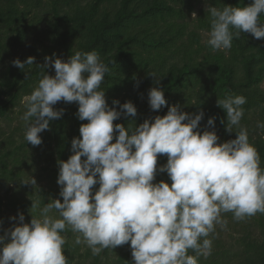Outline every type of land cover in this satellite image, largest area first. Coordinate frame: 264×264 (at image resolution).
<instances>
[{"label": "clouds", "instance_id": "clouds-1", "mask_svg": "<svg viewBox=\"0 0 264 264\" xmlns=\"http://www.w3.org/2000/svg\"><path fill=\"white\" fill-rule=\"evenodd\" d=\"M207 11V44L213 51L231 49L234 36L241 32L264 39L260 20L264 0L243 7L208 6ZM34 59H16L13 65L23 70ZM49 66L55 75L44 74L24 98L26 111L21 119L27 143H42L39 134L63 115L62 109L53 108L60 101L76 102L78 119L88 123L80 126V137L72 140L73 154L57 162L62 202L51 200L38 216L32 215L30 223L18 214L19 223L0 235V264H68L62 233L69 228L77 234L75 243H85L93 255L130 242L134 264H198L197 257L211 251L209 237L216 225H227L222 213H233L237 221L264 214V169L247 129L240 126L245 97L217 101L226 113V131L234 132V126L239 129L235 139L223 143L214 130L215 117L207 120L201 133L198 126L204 112L189 114L178 106L126 129L113 122L121 116H136L137 109L131 101H113L119 110L109 107L101 90L108 68L96 51H76L67 61L54 53L45 57L41 68ZM25 75L28 78L29 73ZM155 82L148 103L158 111L167 101L160 80L155 78ZM257 127L264 128V123L258 122ZM158 155L167 156L159 169ZM157 171L166 172L171 184L153 183ZM28 183L36 181L32 178L23 184ZM38 206L33 202L31 209ZM53 210L58 217L50 214ZM189 249L195 257L188 255Z\"/></svg>", "mask_w": 264, "mask_h": 264}, {"label": "trees", "instance_id": "trees-1", "mask_svg": "<svg viewBox=\"0 0 264 264\" xmlns=\"http://www.w3.org/2000/svg\"><path fill=\"white\" fill-rule=\"evenodd\" d=\"M253 0H0V120L12 122L16 109H25L23 100L37 87L44 74L55 75L51 66L43 69L46 56L67 61L76 51H96L107 66L101 90L109 107L113 101H131L136 116H121L114 125L134 128L145 119L167 114L168 107L178 106L189 114L204 112L198 130H205L207 120L215 117L220 143L236 138L227 132L226 113L217 101L227 96H243L240 126L248 131L249 142L260 156L264 169V39L241 32L233 38L229 50L213 51L204 40L210 31L208 6L223 8L247 6ZM264 22V14L260 15ZM235 32V29H232ZM34 57L33 65L21 70L13 65L19 59ZM26 73H29L26 78ZM164 90L167 104L158 111L150 108L148 92ZM54 110H63L59 119L50 121V129L39 135L42 143L33 146L25 140L26 125L21 122L10 131L0 130V183L19 187L18 195L0 194V235L4 234L3 207L20 212L25 223L38 216L51 200L60 199L57 184L58 160L67 161L73 154L71 144L80 137L79 128L88 121L77 117L78 104L58 102ZM26 110V109H25ZM224 121V123H222ZM207 130H213L211 128ZM115 142V136L112 141ZM85 159L82 157V160ZM41 165L48 189L29 182L31 168ZM167 163L158 155L157 168ZM171 184L166 172L157 171L153 183ZM99 188L95 185L93 192ZM22 191V194L20 193ZM27 195L26 198L24 195ZM38 202V208L31 209ZM54 211V216L58 214ZM226 227L216 225L211 234V251L197 257L198 264H264V214L257 213L235 220L233 213H222ZM14 226V225H13ZM62 235L68 264H134L130 242L115 249L107 248L93 255L85 244H76L70 228ZM188 255L196 256L189 249Z\"/></svg>", "mask_w": 264, "mask_h": 264}, {"label": "rangeland", "instance_id": "rangeland-1", "mask_svg": "<svg viewBox=\"0 0 264 264\" xmlns=\"http://www.w3.org/2000/svg\"><path fill=\"white\" fill-rule=\"evenodd\" d=\"M203 37L204 40L207 41L208 39V34L203 33ZM23 104H24V100H23ZM26 110L22 109L21 112L22 114H20V109H16L15 113L12 115V122H8L5 120H0V130H6V131H10L14 128H17L19 126V124L21 122H24L21 117L23 116L24 112ZM41 165L40 164H35L32 168H31V177L30 180H32V178L35 179L36 184L34 186L36 187H45L46 189H48V180L47 177H45V175H43V172L41 170ZM7 190H11L10 194H15L18 195V191L20 190L19 187H15L13 185H3V183H0V194L2 196L5 195V192ZM20 193L22 194V191H20ZM26 198H28V196L25 194L24 195ZM18 214H20V212H14L11 208L8 207H3V214H1L2 218H3V222L5 223V230L9 229L11 227H13V225L18 224L19 220H18ZM51 215H55L54 211L52 213H50ZM11 217H16L17 219L15 221L11 220Z\"/></svg>", "mask_w": 264, "mask_h": 264}]
</instances>
